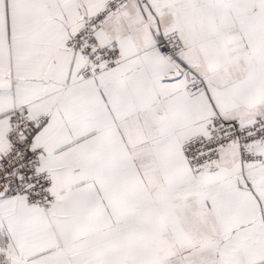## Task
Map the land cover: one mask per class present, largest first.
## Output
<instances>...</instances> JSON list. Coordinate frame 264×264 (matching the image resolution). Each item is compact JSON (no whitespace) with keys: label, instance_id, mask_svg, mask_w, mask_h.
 Here are the masks:
<instances>
[{"label":"snow or ice","instance_id":"1","mask_svg":"<svg viewBox=\"0 0 264 264\" xmlns=\"http://www.w3.org/2000/svg\"><path fill=\"white\" fill-rule=\"evenodd\" d=\"M0 264H264V0H0Z\"/></svg>","mask_w":264,"mask_h":264}]
</instances>
